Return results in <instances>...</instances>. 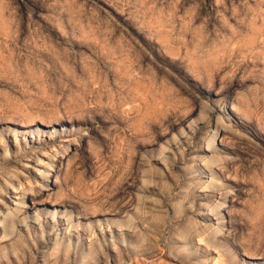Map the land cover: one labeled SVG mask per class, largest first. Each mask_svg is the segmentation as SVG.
<instances>
[{
	"label": "rangeland",
	"instance_id": "1",
	"mask_svg": "<svg viewBox=\"0 0 264 264\" xmlns=\"http://www.w3.org/2000/svg\"><path fill=\"white\" fill-rule=\"evenodd\" d=\"M0 264H264V0H0Z\"/></svg>",
	"mask_w": 264,
	"mask_h": 264
}]
</instances>
